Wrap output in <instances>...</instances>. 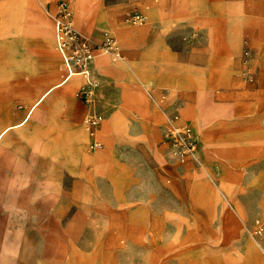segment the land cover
<instances>
[{"label": "crops", "instance_id": "0c3cea01", "mask_svg": "<svg viewBox=\"0 0 264 264\" xmlns=\"http://www.w3.org/2000/svg\"><path fill=\"white\" fill-rule=\"evenodd\" d=\"M59 1L68 3L74 26L93 43L110 33L126 57L113 60L103 51L91 60L95 109L77 103L75 90L85 77L66 78L56 49L53 15ZM140 1L150 12L142 26L120 20L127 3L0 0V147L8 134L30 119L42 126L33 132L43 140L32 148L36 163L28 165L21 152L15 153L14 182H48L49 177L59 182L49 171L56 158L80 182L98 174L106 182H215L204 178L205 170L194 173L191 161L174 158L162 144L158 111L163 113L156 102L161 90L170 113L178 114V121L199 135L204 167L230 170L239 162L263 157L264 21L253 14L248 21L227 20L221 17L225 11L221 0ZM244 27L250 34L246 62L241 57ZM181 36L182 50L176 46ZM242 68L254 77L252 82L241 78ZM17 100L24 114L15 122L5 115ZM88 111L104 118L94 139L83 120ZM97 140L104 143L102 150L95 149L101 146ZM131 155L138 156L136 162ZM199 196L193 190L187 197L193 209L191 199ZM220 234H212V241L201 243V249L232 250L238 233L228 242H222ZM2 244L7 246L0 250H13V243ZM250 247L251 242L245 250Z\"/></svg>", "mask_w": 264, "mask_h": 264}, {"label": "rangeland", "instance_id": "374dc122", "mask_svg": "<svg viewBox=\"0 0 264 264\" xmlns=\"http://www.w3.org/2000/svg\"><path fill=\"white\" fill-rule=\"evenodd\" d=\"M110 1L127 3L119 14L126 25L142 26L149 20V8L140 0ZM221 4L225 10L221 17L227 20L248 21L253 14L264 21V0H221ZM136 10L144 15L143 24L131 23ZM179 13L183 18L184 8ZM247 29L244 27L241 41L244 62L249 57ZM109 36L115 39L105 33L97 43ZM176 46L184 48V36L177 38ZM240 75L247 82L254 79L247 69L242 68ZM91 82L90 103L81 99L83 84L75 90L77 103L87 109L96 108V86ZM164 91L156 98L163 113L158 111V123L160 140L170 151L164 138L172 113ZM94 112L83 117L88 133V119ZM23 114L17 100L5 116L16 122ZM37 129L42 130L40 122L30 119L8 134L0 147V246H7L2 244L4 240L13 243V250H0V264H264V155L239 162L230 170L206 168L200 158L199 163L188 159L193 167L187 168L197 174L205 170L201 171L204 178L215 182H106L99 174L80 182L57 158L50 161L49 171L59 182L54 177L48 182H14L15 153L21 152L28 165L36 163L32 148L43 144L40 136H33ZM96 142L101 146L95 145V149L102 150L104 143ZM131 156L136 162L138 156ZM193 190L200 194L199 200L191 199L195 211L187 199ZM214 233L222 234V242L238 233L232 241L234 248L201 249V243L212 241ZM249 242L254 247L246 251Z\"/></svg>", "mask_w": 264, "mask_h": 264}, {"label": "built area", "instance_id": "2783aa9c", "mask_svg": "<svg viewBox=\"0 0 264 264\" xmlns=\"http://www.w3.org/2000/svg\"><path fill=\"white\" fill-rule=\"evenodd\" d=\"M144 15L139 11H134L130 16L133 24H143ZM55 32V46L62 59L63 67L66 71V78L73 74L85 76V81L81 86L80 96L85 104L90 103L91 94V60L98 52H109L115 59L123 60L124 56L120 48L117 47L115 39L111 36L104 38L100 43H93L92 39L79 31L73 24L72 10L67 2L59 1L56 5V12L53 15ZM178 114H171L167 119L165 138L171 153L178 159H190L199 163L200 138L197 132L185 122L178 121ZM103 120V115L94 112L88 119L90 135L94 134ZM96 146H100L97 144ZM262 230L259 226L258 232Z\"/></svg>", "mask_w": 264, "mask_h": 264}, {"label": "bare ground", "instance_id": "6f19581e", "mask_svg": "<svg viewBox=\"0 0 264 264\" xmlns=\"http://www.w3.org/2000/svg\"><path fill=\"white\" fill-rule=\"evenodd\" d=\"M114 59H115V58H114ZM17 63H18V62H17ZM73 75H75V74H73ZM70 76H72V75H70ZM70 76H69V77H70ZM69 77H68V78H69ZM84 77H85V76H84ZM62 81H63V80H62ZM45 95H46V94H45ZM93 156H94V155H93ZM90 160H91V159H90ZM91 163H92V162H91ZM263 251H264V249H263ZM257 259H258V258H257ZM258 260H259V259H258Z\"/></svg>", "mask_w": 264, "mask_h": 264}]
</instances>
